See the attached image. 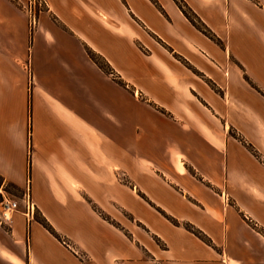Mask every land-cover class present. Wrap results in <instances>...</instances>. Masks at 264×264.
Instances as JSON below:
<instances>
[{
    "label": "crops",
    "instance_id": "0c3cea01",
    "mask_svg": "<svg viewBox=\"0 0 264 264\" xmlns=\"http://www.w3.org/2000/svg\"><path fill=\"white\" fill-rule=\"evenodd\" d=\"M44 1L30 26L28 0H0V185L20 195L29 181L37 214L60 240L17 214L11 229L0 227V264H264V0H184L217 44L171 39L180 60L140 62L118 0H99L102 9L96 0ZM122 1L137 11L138 31L160 36L155 6ZM157 3L170 23L195 33L170 0ZM121 172L136 196L134 218L161 247L128 242L89 208L92 221L119 237L115 253L88 229L56 225L82 223L67 214L76 177L92 202L111 204L112 195L126 199ZM45 194L55 196L53 220Z\"/></svg>",
    "mask_w": 264,
    "mask_h": 264
},
{
    "label": "rangeland",
    "instance_id": "374dc122",
    "mask_svg": "<svg viewBox=\"0 0 264 264\" xmlns=\"http://www.w3.org/2000/svg\"><path fill=\"white\" fill-rule=\"evenodd\" d=\"M118 1L120 2V4L125 9L128 10V13H130V15L128 14V22H130L131 27L134 31V34L135 35L137 34L138 39H139L138 40V45H139L138 49L142 51L141 52L142 54L141 53H134L133 59L136 62H140V61H142V59L143 60H160V61L171 60V59L180 60V58L177 55L172 56V53H174L172 50V47L169 44L165 43V41H167V42L169 41L170 43H172L170 41L171 39H178L180 42H184L183 41V38H184L185 40L193 41L194 44H199L197 37L203 36V38H206L212 42H215V43L217 42L215 35L207 28V26L200 20V18L190 9V7L186 4V2L184 0H182V1L186 4V6L190 9V11L193 14V15L190 14L188 10L184 9L186 11V13L190 16V20L183 15V13L180 11V9L178 8V6L174 2V0H170V1L180 11V13L183 16V18L185 19V21L189 24V26L192 27V29H194L192 31H194L195 33H189L188 34V32L186 30H184V28L180 24H178L177 22L176 23L175 22L170 23L169 18L167 16V13L164 11V8L162 9L160 7V5H158L157 0H146L152 6H155L156 11H158V13H159L157 28H155V30L160 36H158L157 34L151 35L149 33L147 34L146 32L138 31V29L135 27V26H137V24L135 23V20L133 17L137 11H135L134 8L131 9V6H129V3H127V2L125 3L122 0H118ZM254 1L257 2L259 0H254ZM260 1H263V0H260ZM95 5L101 9L105 7V5L99 0L95 1ZM39 8H37V10ZM124 46L126 48L132 47V43L129 41V37H127L125 39V45ZM179 46H180V49L184 48L183 47L184 45H182V43ZM83 48H84V52H85L86 56L88 57V59L96 67H97V65H96L95 60L96 59L98 60L99 57L102 58L104 61H106L100 54H98L97 52L92 50L89 46H87V44H84ZM88 51H90L94 55V60L88 55ZM142 55L148 56L149 59L144 58ZM130 56H131V54H129V52H127V57L129 58ZM186 68L188 70H190L191 72L194 71V69L188 68V65L186 66ZM112 76H114V75H112ZM114 77L116 78V76H114ZM133 87H135V86H133ZM128 90H130V89H128ZM132 92H133L134 96L137 97L138 91L137 92L134 91V88H133ZM116 176H117V180L121 184H127L128 185V192H126V199H125V197H124V199H121V198H117V196L112 195L111 196L112 197V203L111 204H109L106 201V199H104V201L101 200V205L98 203L92 202V197L95 198L96 195L88 193L89 191H88L87 183L84 181V179L81 176H79V178L76 177L75 182L78 183L77 186L80 189L74 191L73 193H70V192L68 193V198H70L69 199V207H72V208H71V210H68L67 214H69L68 217L69 216L73 217L77 220H80L82 223L78 224V223L74 222L73 221L74 219H73L72 221H70L68 223L66 222V224H65V222H63V220L57 219L56 225L58 227L64 229L67 232L71 231V228H72L71 226L88 229L89 232L91 234H93L94 237L99 238V239H100V237H103V240H107L111 246L109 248V251L111 253H115L114 243H115V241H117L119 239V237L117 235H115V233H113L112 231H108L107 229H104L102 226L99 225L98 222L92 221L93 217L91 216L89 210H87V208H89L90 211L95 213L97 216H99V218L102 221L106 222L107 224H110L114 229H116L118 232H120V234L122 236H124L128 242H133L135 245H138L139 247H143V248H144L143 245H150L148 243H153V244L159 245L161 247L162 241H160V239L158 237L153 238L152 236L151 237L149 235L147 236L149 228H147L141 222H139L138 220H136L134 218L135 213L137 214V211H136L134 206L130 205V203L136 199V196L129 192L130 186H131L130 178L126 177L123 172L118 173ZM52 197L54 198L55 196L51 195V194H45V198H48V200L45 201V204L47 206L48 205H50V206L48 208H44V211H45V213H47V215H49V217H52L51 219L53 220V219H55V217L57 218L58 212L56 210L52 209L53 208ZM138 198H141V196L138 195ZM65 215H66V213H65ZM42 217L46 220V222L55 231V229L48 222V220L44 216H42ZM39 218H40V216L36 212L34 220L37 221L36 219H39ZM31 221H33V219ZM170 222L173 225H176V223H174L173 221L170 220ZM38 224L49 235H51V233L47 229H45L39 222H38ZM183 227L185 230L189 231L190 233H193L197 237H200L206 244L210 245L208 239L205 236L203 237L200 232L194 230V227H192L191 225H185ZM56 234H58V233L56 232ZM51 236L53 237V235H51ZM122 251L126 252L127 254L131 253V249H130V247H128V245H127V248L123 249ZM77 256L82 261L87 259L86 258L87 256L85 254L80 253V252H77ZM113 261H114V264H120V263L124 264V262H122V260L120 258H115Z\"/></svg>",
    "mask_w": 264,
    "mask_h": 264
},
{
    "label": "built area",
    "instance_id": "2783aa9c",
    "mask_svg": "<svg viewBox=\"0 0 264 264\" xmlns=\"http://www.w3.org/2000/svg\"><path fill=\"white\" fill-rule=\"evenodd\" d=\"M45 5L44 0H28L23 9L28 15L30 26L35 24L37 8ZM36 207L32 201L29 181L20 195H15L6 185H0V227L11 229L15 215H21L26 223L34 219Z\"/></svg>",
    "mask_w": 264,
    "mask_h": 264
},
{
    "label": "trees",
    "instance_id": "16d2710c",
    "mask_svg": "<svg viewBox=\"0 0 264 264\" xmlns=\"http://www.w3.org/2000/svg\"><path fill=\"white\" fill-rule=\"evenodd\" d=\"M174 2L176 3V5L178 6V8L180 9V11L183 13V15L188 18L190 20V16L186 13V10L189 11L190 14H192V12L190 11V9L186 6V4L182 1V0H174ZM193 15V14H192ZM192 21V20H191ZM205 29V28H204ZM207 31V30H206ZM88 55L94 60V55L88 51ZM96 65L97 67L106 75H110L112 76V70L110 68V66L108 65V63L106 61H104L102 58H98V60L96 59ZM112 78L114 80H117L114 76H112ZM121 83V82H119ZM122 84V83H121ZM8 189L11 190V188L9 186H7ZM45 229H47L51 235H53V237H55L57 240H60V237L58 236V234H56V232L51 228V226L46 222V220L43 217H40L39 219H36ZM175 223V222H174ZM202 237V236H201Z\"/></svg>",
    "mask_w": 264,
    "mask_h": 264
}]
</instances>
